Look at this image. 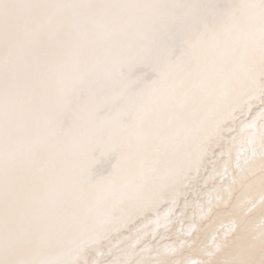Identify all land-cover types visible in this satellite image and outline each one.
Returning a JSON list of instances; mask_svg holds the SVG:
<instances>
[{"label": "snow or ice", "instance_id": "snow-or-ice-1", "mask_svg": "<svg viewBox=\"0 0 264 264\" xmlns=\"http://www.w3.org/2000/svg\"><path fill=\"white\" fill-rule=\"evenodd\" d=\"M0 264H264V0H0Z\"/></svg>", "mask_w": 264, "mask_h": 264}]
</instances>
